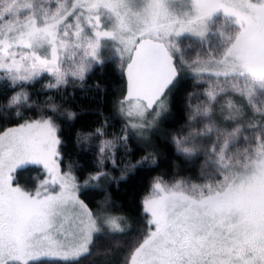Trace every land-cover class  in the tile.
<instances>
[{
	"label": "snow or ice",
	"instance_id": "6c2138e0",
	"mask_svg": "<svg viewBox=\"0 0 264 264\" xmlns=\"http://www.w3.org/2000/svg\"><path fill=\"white\" fill-rule=\"evenodd\" d=\"M116 60L127 123L78 178L80 165L61 168L58 124L77 114L49 97L40 118L25 119L27 89L50 76L45 90H83ZM188 81L183 122L168 136L187 163L204 157V182L154 177L122 264H264V0H0V125H12L0 127V264H81L130 235L132 219L110 198L93 210L81 196L116 179L105 161L120 179L158 166L155 146L128 159L130 134L149 145ZM33 167L47 178L21 186L18 174Z\"/></svg>",
	"mask_w": 264,
	"mask_h": 264
},
{
	"label": "trees",
	"instance_id": "16d2710c",
	"mask_svg": "<svg viewBox=\"0 0 264 264\" xmlns=\"http://www.w3.org/2000/svg\"><path fill=\"white\" fill-rule=\"evenodd\" d=\"M118 65L116 60L105 69H96L88 77L87 86L83 90L78 85H70L59 91L45 90L42 85L51 81L50 76L42 78L34 88L27 89L30 93L29 104L32 107L30 110L24 111L25 119L40 118L43 114V102L49 97L58 104L63 100V107L77 114L75 119H62L58 121V124L61 128V139L64 141L60 148L63 158L61 164L65 169L69 164L80 165L81 167L74 171L78 178L87 179L88 173L96 170L95 165L101 141L111 139L112 134L120 135L127 123L126 118L117 111L119 101L124 99L126 90V78L121 74ZM97 82L106 88L105 92L95 90ZM193 87L194 82L188 81L181 92L174 97L173 115L168 120L161 122L158 131L149 132V145L142 144L130 134L129 142L133 149H136V154L128 159L135 163L141 155L146 154L145 149L151 152L155 146L158 166L140 168L133 174H128L126 179H120V171L105 161L104 170L111 172L116 179L107 183L102 182L101 188H91L87 194L81 196L93 210L108 197L118 214H125L133 221V232L130 235L117 237L110 243L101 244L93 255L83 259L81 264H122L121 258L125 255V249L138 238L135 229L142 230L144 228L145 217L142 215L141 201L149 194L154 177L162 176L169 183L179 179H188L199 184L204 182L200 178V165L204 163V157L201 156L196 165L187 163L183 157L175 153L168 136L170 131L178 128L183 122L181 117L184 94L192 91ZM12 94L8 93L9 96ZM4 102H6V98L0 96V103ZM21 110L23 111V109ZM48 115H51V112ZM8 126L12 125H0V127ZM96 129H103L105 135L94 136ZM78 137H80L79 140ZM83 137H89V139L85 142ZM121 167H123L122 164ZM18 175L21 186L29 188H34L37 180L44 176L43 170L35 167L20 172Z\"/></svg>",
	"mask_w": 264,
	"mask_h": 264
},
{
	"label": "rangeland",
	"instance_id": "374dc122",
	"mask_svg": "<svg viewBox=\"0 0 264 264\" xmlns=\"http://www.w3.org/2000/svg\"><path fill=\"white\" fill-rule=\"evenodd\" d=\"M192 54H194V53H192ZM106 55H110V53H106ZM118 61V60H117ZM118 63H120V61H118ZM132 104H135V101H132L131 102ZM125 107L127 108L128 107V104H126L125 105ZM126 118V117H125ZM126 120H127V118H126ZM149 133H147V135H148ZM61 168H62V170H67V168L65 169V168H63V166H62V164H61ZM75 174V173H74ZM76 175V174H75ZM47 177L44 175V176H42L41 178H39L38 180H37V183L40 181V180H43V179H46ZM180 180V179H179ZM83 182V181H82ZM81 182V183H82ZM170 183H172V182H170ZM194 183V182H193ZM197 184H199V183H197ZM151 191V190H150ZM82 199V198H81ZM90 208V207H89Z\"/></svg>",
	"mask_w": 264,
	"mask_h": 264
},
{
	"label": "water",
	"instance_id": "95a60500",
	"mask_svg": "<svg viewBox=\"0 0 264 264\" xmlns=\"http://www.w3.org/2000/svg\"><path fill=\"white\" fill-rule=\"evenodd\" d=\"M126 78V77H125ZM125 95H126V90H125V94H124V97H125Z\"/></svg>",
	"mask_w": 264,
	"mask_h": 264
}]
</instances>
